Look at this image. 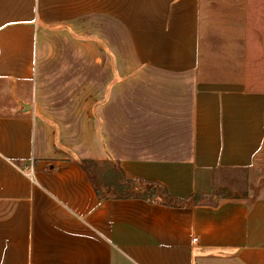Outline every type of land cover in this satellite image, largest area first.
<instances>
[{
  "label": "crops",
  "instance_id": "crops-1",
  "mask_svg": "<svg viewBox=\"0 0 264 264\" xmlns=\"http://www.w3.org/2000/svg\"><path fill=\"white\" fill-rule=\"evenodd\" d=\"M199 6L0 0V264H264V187L214 193L264 155V93L198 82ZM80 161L215 203L102 194Z\"/></svg>",
  "mask_w": 264,
  "mask_h": 264
},
{
  "label": "rangeland",
  "instance_id": "rangeland-1",
  "mask_svg": "<svg viewBox=\"0 0 264 264\" xmlns=\"http://www.w3.org/2000/svg\"><path fill=\"white\" fill-rule=\"evenodd\" d=\"M197 79L202 85L264 93V0H200ZM102 194L140 196L114 163L90 167ZM264 187V155L251 168L220 172L217 198L250 195Z\"/></svg>",
  "mask_w": 264,
  "mask_h": 264
},
{
  "label": "trees",
  "instance_id": "trees-1",
  "mask_svg": "<svg viewBox=\"0 0 264 264\" xmlns=\"http://www.w3.org/2000/svg\"><path fill=\"white\" fill-rule=\"evenodd\" d=\"M99 164L98 162H92V161H80L81 167L89 174V168L93 165ZM118 172L121 174L120 169L117 167ZM126 183L132 184L134 189L137 187L141 188V190L144 189V191L148 192L150 197H152V200H156L157 202L168 204L172 207H189L192 205L197 204H203V203H211L214 204L215 202H212V197L209 195H200V196H190L188 198L180 199L176 198L172 195H170L165 189L159 188L153 184L146 183L141 180L131 181L124 179ZM154 188L155 192L151 193L150 190ZM215 193V192H214ZM133 197H140V196H133Z\"/></svg>",
  "mask_w": 264,
  "mask_h": 264
},
{
  "label": "built area",
  "instance_id": "built-area-1",
  "mask_svg": "<svg viewBox=\"0 0 264 264\" xmlns=\"http://www.w3.org/2000/svg\"><path fill=\"white\" fill-rule=\"evenodd\" d=\"M32 173H33L32 168H29V170L26 172V176L31 178L32 177Z\"/></svg>",
  "mask_w": 264,
  "mask_h": 264
},
{
  "label": "water",
  "instance_id": "water-1",
  "mask_svg": "<svg viewBox=\"0 0 264 264\" xmlns=\"http://www.w3.org/2000/svg\"><path fill=\"white\" fill-rule=\"evenodd\" d=\"M29 109V106L28 105H26L25 106V110H28ZM152 192H154V190L152 189Z\"/></svg>",
  "mask_w": 264,
  "mask_h": 264
}]
</instances>
